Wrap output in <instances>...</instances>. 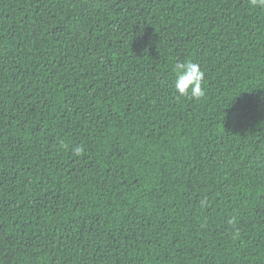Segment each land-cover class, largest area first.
Segmentation results:
<instances>
[{
  "label": "trees",
  "instance_id": "1",
  "mask_svg": "<svg viewBox=\"0 0 264 264\" xmlns=\"http://www.w3.org/2000/svg\"><path fill=\"white\" fill-rule=\"evenodd\" d=\"M0 264H264V8L0 0Z\"/></svg>",
  "mask_w": 264,
  "mask_h": 264
},
{
  "label": "clouds",
  "instance_id": "2",
  "mask_svg": "<svg viewBox=\"0 0 264 264\" xmlns=\"http://www.w3.org/2000/svg\"><path fill=\"white\" fill-rule=\"evenodd\" d=\"M250 6L264 8V0H249ZM173 87L176 93L182 97L200 100L205 96V73L201 66L191 60L177 62L173 69ZM76 156L84 153L82 146L73 149ZM203 203V202H202ZM233 221H229L232 223Z\"/></svg>",
  "mask_w": 264,
  "mask_h": 264
}]
</instances>
